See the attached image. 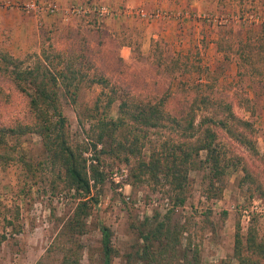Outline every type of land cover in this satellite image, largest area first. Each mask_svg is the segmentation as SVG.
Wrapping results in <instances>:
<instances>
[{
	"label": "rangeland",
	"instance_id": "obj_1",
	"mask_svg": "<svg viewBox=\"0 0 264 264\" xmlns=\"http://www.w3.org/2000/svg\"><path fill=\"white\" fill-rule=\"evenodd\" d=\"M27 3H36L43 11L23 9ZM100 6L106 7L109 14L99 16L91 10L84 14L72 12L76 7ZM48 8H54V12H48ZM127 8L172 12L174 17L169 21L176 23L180 30L195 35L188 54H173L174 42L157 40L152 44L150 56L134 62L133 66L115 61L112 52L110 58L100 39L106 38L113 29H122L118 20L160 22L127 16L124 14ZM108 18L110 21L104 22ZM246 44L264 47V0H197L192 5L182 2L173 11L149 3L126 6L110 0H0L1 52L24 60L29 55H40L48 46L70 52L82 49L95 70L112 83L141 98H164L165 110L177 117L187 110L195 93L189 86L197 80L213 86L211 92L215 97L229 101L239 117L237 99L242 91L253 103L257 148L263 154L264 73L260 76L252 72L249 63H243L241 74H238L237 55L234 54L238 50L240 53V46ZM133 55L140 57L138 45ZM159 58L165 64L157 73ZM172 59H178L182 65L180 69H172ZM101 90L94 85L80 90L75 100L61 97V110L73 143L83 140L84 129L88 128L84 116ZM110 115L115 117L116 104L111 107ZM31 121L26 97L15 89L8 75L0 72V126L30 124ZM221 141L229 150L242 155L248 164L257 170L263 169L257 161L249 159L240 146L223 136ZM20 143L19 151L32 164L44 160L39 137L29 134L21 138ZM143 154L147 156L146 150ZM83 155L87 164L92 162L90 151ZM200 155L203 158L205 154ZM133 164L132 159L124 164L112 156L99 158L104 181L92 188L98 202L87 219L86 234L79 239L82 246L80 264H102L100 226L110 229L112 245L118 252L110 264H138L133 256L139 243V223L154 213L163 214L171 209L172 204L160 185L148 179L134 183L130 175ZM20 175L15 165L0 169V235L3 234L4 216L18 213L11 218L12 226L5 230L6 240L0 244V264H61V254L52 247V242L75 205L73 195L51 194V177L46 170H34L25 184ZM206 175L205 169L189 172L186 203L173 210V219L184 225V237H189L197 246L204 263L239 264L233 257L236 229L245 233L254 226L259 235L264 234V200L241 185L240 168H229L216 189H208ZM218 189L221 191L217 192Z\"/></svg>",
	"mask_w": 264,
	"mask_h": 264
},
{
	"label": "trees",
	"instance_id": "obj_2",
	"mask_svg": "<svg viewBox=\"0 0 264 264\" xmlns=\"http://www.w3.org/2000/svg\"><path fill=\"white\" fill-rule=\"evenodd\" d=\"M263 51L261 46H240V53L239 50L234 53L238 74L243 63H249L252 72L262 76ZM171 63L172 69L182 66L178 59H172ZM163 64V60L157 59V73ZM0 72L8 75L15 89L26 97L32 118L30 124L0 126V169L17 166L24 184L34 170H46L51 177V194L72 193L75 200L52 242V247L61 254V264H80L79 239L86 234L87 219L98 202L92 188L104 181L98 165L104 155L124 164L134 160L130 169L134 183L154 181L172 204L163 214L154 213L139 223V243L133 256L138 264H208L201 260L190 238L184 237V225L173 219V210L186 203L190 171L205 169L208 189H216L229 168H240L241 185L264 200V153L257 148L253 103L242 91L237 99L239 117L229 101L215 97L211 92L213 86L197 80L189 86L195 93L187 110L177 117L165 110L164 98H141L112 83L95 70L82 49L70 52L48 46L40 55H29L24 60L0 51ZM94 85L102 90L84 116L88 128L84 129L83 140L73 143L61 110V97L75 100L80 90ZM114 104L116 115L112 117L110 110ZM29 134L39 137L45 155L36 165L19 151L21 138ZM222 136L245 150L249 159L257 161L263 169L257 170L242 155L229 150L222 143ZM89 151L93 157L87 164L83 154ZM17 214L4 216L0 244L6 240L5 230L12 226L11 218ZM99 232L102 264H110L118 256L112 245V233L105 226H100ZM233 257L239 264H264V234L259 235L254 226L245 233L237 227Z\"/></svg>",
	"mask_w": 264,
	"mask_h": 264
},
{
	"label": "crops",
	"instance_id": "obj_3",
	"mask_svg": "<svg viewBox=\"0 0 264 264\" xmlns=\"http://www.w3.org/2000/svg\"><path fill=\"white\" fill-rule=\"evenodd\" d=\"M195 1L197 0H110L111 3H122L126 6H136L149 3L153 6H161L171 11L179 8L182 2L192 5ZM108 21H110L109 18L104 22L107 23ZM118 21V24L122 26V29H113V31H109V35H107L109 38L103 36L100 40L103 42L102 47L104 52H108L110 58V53L112 52V58L115 59V61L118 60L124 64L133 66L134 62L147 59L151 54L152 44L157 40L174 42V47H172L173 54H175V52L188 54L191 45L194 44L195 35H192L193 33L182 29L183 32L181 33L178 25L169 20L150 24L129 20L127 18H122ZM136 45H138L140 57H135L133 55V50Z\"/></svg>",
	"mask_w": 264,
	"mask_h": 264
},
{
	"label": "built area",
	"instance_id": "obj_4",
	"mask_svg": "<svg viewBox=\"0 0 264 264\" xmlns=\"http://www.w3.org/2000/svg\"><path fill=\"white\" fill-rule=\"evenodd\" d=\"M23 9L25 10H32V11H43V8L36 4V3H27L24 5ZM48 12L53 13L54 8H48L46 9ZM92 11L93 13H96L99 16H105L109 14V10L104 7H93L91 9H84L81 7H76L73 8L72 12L78 13V14H84L89 11ZM124 14L127 16H136L142 20L153 22V21H165V20H170L174 15L166 10H160V9H151V10H144V9H132V8H127L124 10Z\"/></svg>",
	"mask_w": 264,
	"mask_h": 264
}]
</instances>
